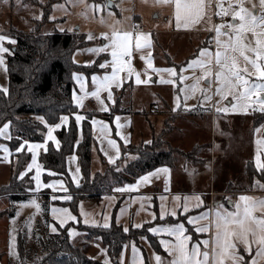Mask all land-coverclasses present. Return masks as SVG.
<instances>
[{
  "label": "rangeland",
  "instance_id": "rangeland-1",
  "mask_svg": "<svg viewBox=\"0 0 264 264\" xmlns=\"http://www.w3.org/2000/svg\"><path fill=\"white\" fill-rule=\"evenodd\" d=\"M48 1L38 0V3H33L34 1L31 0H0V35L12 39L10 36L11 28H18L27 32L36 31L34 20L41 18L43 6ZM109 2L113 3L112 8L108 7ZM230 5V14L224 15L221 12V8L229 9ZM241 6L246 9L247 13L258 18L264 15V4L261 3V0H207L205 18L198 26H194L198 31H194L191 34L157 35L158 49L154 46L152 34L144 33L146 28L143 18L141 16L137 18L132 16L133 6L131 0H102L100 3L97 0H94V2L89 0H66L60 3L59 6L55 5L52 22L46 24L42 30L43 32L52 33L78 30L79 35H82L84 34L82 31L86 32L82 30L85 28L88 39L97 42L95 45L96 49L110 44V40L104 37L110 38L114 32H131L134 36L141 33L147 35V44H144L142 40V47L136 49L133 41L134 49H130L131 54L121 56L122 58L129 56L133 58V62H123L122 65L116 63V71L123 76L124 81L128 85H124L119 93L118 91L116 92L117 103L109 107V112L116 105L119 110L128 111V113L132 111V114H135L133 117L134 134L143 133L145 135L149 131L148 127L145 128L147 124H150L153 129L154 137L151 138L149 134L150 140L147 143L138 144L134 142L129 145L128 155L133 160L137 159L138 155L136 153L141 149L154 148L155 141L158 146H161L160 150L162 151L177 148L180 151V154L176 155V161H180L177 163V171H180V164L193 165L192 162H195L194 166L199 167L195 170L210 173L208 177H203V182L199 186L204 191L211 189V195L214 192L219 194L217 198L232 199L235 193H244L255 189L257 182L264 188L263 172L255 169L253 161L255 130L260 126L264 128V122L257 125L258 121L263 120L264 111H260L261 106L256 101L255 96L250 100L241 97L242 87H224L219 94L216 91L220 84L215 77L216 73L221 70L215 59V53L218 50L216 27L225 25V27L221 28V33H229L231 41L234 43L236 34L233 29L226 27V25L232 23L239 25V19L237 18L234 21L231 12L238 11ZM218 12H220L219 15H217ZM119 13H122L121 16H118ZM62 16L65 17V20L56 19ZM149 19L156 24L164 22L166 16L164 13L160 15L159 12H155L150 13ZM200 30H207V32L198 33ZM259 30L258 28L257 31ZM87 35L86 37H81L78 43L89 42ZM229 38V35L223 34L219 37L222 44L228 42ZM241 40L243 43L255 46V40L251 32L243 33ZM7 44L9 46L14 45L7 40L3 41V47L7 48ZM200 50H207L210 55L200 57ZM219 50L224 51L222 47ZM112 51V47L109 46L102 53L108 54L112 59ZM9 52L10 50L0 53V56L4 59L5 66V55L9 54ZM149 54L151 68L146 62ZM246 54L254 56L251 52ZM229 55H234L237 58L239 67L243 68L246 66L239 52L233 53L229 50ZM194 59L204 61L205 66L203 68L190 66V62ZM167 60H170V64H168ZM171 63H175V65ZM83 66L85 67V65ZM247 66L251 69L250 65ZM169 68L173 69L174 73L153 71V69ZM137 74H139L140 83H137ZM250 79L255 81L256 78L253 76ZM162 80L172 82L161 83ZM0 89H8V75L5 67H0ZM120 94L122 97L119 100ZM260 95L264 96V93ZM159 96H163L164 99L156 98L148 107H144L152 99ZM233 105H236L235 110H233ZM224 109L228 110L224 111ZM93 110L97 111L91 101L79 109V112L75 114V119L77 115L85 119L86 114ZM200 111H202L201 114H199ZM136 113H140V115L136 116ZM99 116L94 115L92 117L91 126L94 118L102 119ZM42 122L44 121L42 120ZM8 125L7 133L0 136V145L8 149V154L0 150V223L7 220L13 213L12 203L7 201L8 195L1 194L3 190L1 187L13 185L19 188H26L28 184L26 176L29 175L31 179L34 177V173L27 170L32 156L31 151L26 146L28 141H23L15 149H12L10 142L12 141L11 143L16 145L14 143L16 139L12 135L10 124ZM77 125L80 126L78 123ZM68 126L69 124L66 127ZM0 128H3V126ZM91 129L94 136L93 127ZM163 132L168 133L162 136ZM80 136H82L81 131H79L78 141H82V139H79ZM159 137L163 141L162 144L159 141ZM46 139H48L47 131L42 142ZM50 144L55 149L60 148V142L58 147L52 142L48 144V147ZM18 148L20 151H17ZM24 152L31 155L30 160L25 164L22 171H18V166L24 161V156H20V154ZM40 156V163L43 164ZM73 160L74 162L71 166L74 165L76 170L79 168L82 176L79 159L76 160L74 158ZM108 165L111 164L105 160L97 142V147L92 153V176L98 173L102 175L106 173L105 170ZM44 169L51 174L45 173L47 176L54 177V171L46 169L45 166ZM21 173H24L23 177H21ZM209 185L210 188L208 187ZM68 193L72 195L70 191ZM32 201H35V205H39V208L32 204ZM67 207L70 208L69 206ZM41 208L42 204H40V201H36L33 196L30 200L19 202V204L16 203V217L10 220V227L6 228V225H4L2 228L0 226V254H3L2 256L0 255V264H37L47 254L45 246L50 235L44 229L45 224L42 223ZM11 225L16 230L11 228ZM78 227L80 226H75L76 229ZM8 231L10 234L6 237L5 233ZM13 232H17L14 237H12ZM81 240L77 238L71 241L76 244ZM92 243L93 241H91V247L88 249V255L100 259V257L96 256L100 249H97ZM10 244L13 245L11 251L15 254H10ZM243 254L244 258L248 259L249 256L245 253ZM228 264H233V261L228 259Z\"/></svg>",
  "mask_w": 264,
  "mask_h": 264
},
{
  "label": "crops",
  "instance_id": "crops-1",
  "mask_svg": "<svg viewBox=\"0 0 264 264\" xmlns=\"http://www.w3.org/2000/svg\"><path fill=\"white\" fill-rule=\"evenodd\" d=\"M64 1L66 0H62L55 5L59 6L60 3ZM206 1L207 0H202L203 6L202 9L199 10L198 19L196 18L197 9H193L189 13L182 11L181 24L179 27L177 26L176 20L175 0H170V2H162V0H131V4L133 6L132 16L134 18L139 16L143 18L146 28L144 29V33L152 34L154 37V46L158 49L157 35H172L179 33L191 34L194 31H198L194 26H198L205 18ZM55 5L51 13V20H53L52 14L55 11ZM155 12H159L160 15L164 13L166 20L156 24L152 22V20L149 19L150 13ZM121 14L119 13L118 16H121ZM64 18L65 17L62 16L57 17L56 19L62 21L65 20ZM82 30L87 32L85 28ZM86 32L82 31V33L87 35ZM206 32L207 30H200L198 33L203 34ZM88 41L90 42L89 45L77 50L74 54V58L75 61L81 65L92 66L96 64V69L94 74L90 76L84 73H75L73 75L77 88L74 91L73 100L79 109L92 101L97 111L104 114L109 112L110 105H114L116 103V92L118 91L119 93L123 86L128 83L124 81L123 76L116 71V64L113 63V58L111 59L108 54L102 53V51H91V49H96L95 45L97 42L89 39ZM131 49H134V46ZM121 56L119 62H117L120 63V65H122L123 62H133V58L125 60L126 56L123 58ZM167 62L170 64V60H167ZM171 64L175 65V63ZM101 65H104V67H101ZM114 68L116 78L114 80L105 81L104 77H111L113 75ZM77 77H79V79H77ZM93 77H96L95 82L93 81ZM81 85H83V88ZM93 93H97V95H93ZM109 93H111L110 98ZM156 98L164 99L163 96L155 97L144 107H148L155 101ZM201 112L202 111H200L199 114H201ZM138 115H140V113H136V116ZM134 116L135 114H132V111H130L129 113H119L115 115L111 122L100 118H94L92 120L94 136L98 142L99 150L109 164L118 165L117 171L123 170L128 163L133 161V158H130L129 155L123 156L122 147L127 148L134 142L138 144L147 143L150 140V137H154V132L150 124H147L145 127H148L147 129L150 131H147L145 135L143 133H133ZM62 117H67V121L62 122L61 119L58 123L60 127H55L57 124L49 126V128L53 129L52 136L55 137V140L46 139L44 142L40 143H26L28 149L29 146L33 144L42 145V147L34 150L36 164L31 168L28 167L27 170L29 172H33L35 177L37 174L36 165H38L40 169V185L39 188H37V183L34 180V186L36 185V187L30 191L31 197L33 196L36 201H40V204L43 202V198L41 196L43 193L47 194L48 198H50L49 220L47 223L43 218V207L41 208L42 223L45 224L44 229L49 233V235L59 232L60 228H64L70 224L73 226L70 230L75 233L74 235H71L72 240H76L77 238L78 240L84 239L85 237V234L75 228V226L79 224L103 228H109L112 224H116L121 226L123 229L127 228V231L131 228H145L146 235L140 236L137 240H132L124 245L116 264H157L155 259L156 256L161 257V264H171V261L176 257L177 253L173 251L172 254H169V252L166 251L165 247L161 244V240L169 241L171 246V244H175L176 242L175 236L169 235L167 231L154 233L150 231V229H171L176 225L182 224L185 229L184 235L190 237V240L187 241L188 249L191 250L193 245L199 244L200 252H209V260L211 262V254L214 246L213 240L216 233L214 222L216 221L217 212L235 213L239 211L242 215L245 202L241 201L240 197L246 196L250 198L248 201L249 204L256 203L257 205L252 211V215L264 218V206L259 204L260 201H264V188L259 185V182H257L256 188L252 191L235 193L232 199H220L217 198L219 194L215 192L212 193L213 195L210 194L211 189L204 191L203 188L199 186V184L203 182V177H208L210 173L195 170L199 167L190 164V166L180 164V171H177V163L180 161H176L174 167H157L139 176L131 183L126 182L116 184L112 182L105 190L103 189L104 192L100 198L81 199L77 204L76 211L74 212L71 208H68L65 205V203L69 202L72 198V195L68 193L69 191L66 183L61 178H53L52 180L45 182V173H48V175L51 174L44 169L43 164H41L39 160L40 154L42 152H46L50 142H52L56 147L59 146V140L56 132L62 127H66L69 124L70 119L68 116ZM83 120L84 118L78 124L81 125ZM93 121H96V123H93ZM79 139H82V136H80ZM109 141H112L113 143L110 144ZM258 142H264V128L261 126L256 128L253 140L254 166L257 171H261L264 169L258 168L256 158L259 155L261 163H264V143ZM31 153L33 156L32 151ZM32 156L30 165L32 164ZM73 158H76V160L78 159L76 154L71 155L67 160V169L75 186H79L82 181V176L80 170L77 171L74 168V165L71 166L74 162ZM164 168L168 169L167 173L159 172L156 175L149 176L148 181L140 180L141 177L146 176L149 173H155L157 169ZM48 185H54V187H48ZM208 187L210 188V185ZM64 197H70V199H64ZM176 197H179V200H177ZM197 197H199V200H197ZM30 198L28 200H30ZM7 201H9V199H7ZM185 202H187V211L184 210ZM237 204H240L239 210L236 208ZM12 208L14 216H9L7 220L2 221L0 223L2 228L4 225H6V228L10 227V220L16 217V204L12 205ZM53 209H67V212L57 211L53 213ZM173 212H175V215L172 214ZM202 216H206L207 218L189 223L190 217L194 218ZM61 220L64 222L63 226H61ZM105 224H107L108 227H104ZM135 225H140V227H135ZM204 225L209 226L208 231H196L197 227ZM245 226L254 227V225H250L249 222H246ZM52 227L56 228L55 232L51 230ZM11 228L15 227H12L11 225ZM230 230L239 231V227L237 225H230ZM15 233L17 232H13L12 237L16 236ZM9 234V231L5 233L6 237L9 236ZM204 240L209 241L207 248H205L203 243H201ZM233 243L236 245L235 253L238 256L243 257L241 264H245V258L244 255L241 254V251L250 258L247 264H253V261L255 264H264V255H257L259 245L252 243L250 245L251 250L246 251L244 243L240 240L233 239ZM93 245L96 246L97 249H100V252L96 255L97 257H100V259L106 264H114L111 261L106 249L100 243L96 242ZM156 246L160 249L158 250ZM133 247L136 249L135 252L133 251ZM0 255L2 256L3 254ZM198 258L202 259V257ZM224 264H228V259H225Z\"/></svg>",
  "mask_w": 264,
  "mask_h": 264
},
{
  "label": "trees",
  "instance_id": "trees-1",
  "mask_svg": "<svg viewBox=\"0 0 264 264\" xmlns=\"http://www.w3.org/2000/svg\"><path fill=\"white\" fill-rule=\"evenodd\" d=\"M31 1L38 3V0ZM61 1L49 0L44 4L41 18L34 20L36 31L27 32L11 28L10 36L16 43L13 46L7 44V48L10 50L9 54L5 55L8 89L7 92L0 89V127L10 124L12 135L16 139L14 141L16 145L11 141L10 146L15 149L23 141L42 142L48 126L57 124L62 116L70 117L69 126L62 127L56 132L60 148L55 149L50 144L48 151L41 154L40 159L46 169L54 171L55 178H61L66 183L72 194V200L66 202L65 205L75 212L81 199L100 198L106 187L112 182L116 184L131 183L139 176L157 167H174L176 155L180 154V151L177 148L162 151L160 150L161 146H158L155 141L154 148L139 150L136 153L137 159L128 163L123 170L117 171V164L108 165L106 173L92 176V153L97 147V142L91 131V119L94 115L99 116L100 113L96 110L88 112L82 124L78 126L75 114L79 112V109L73 103V93L76 90L73 75L82 72L92 75L96 69V64L84 67L74 61L75 52L88 46L89 42L78 43L81 37H86L85 34L79 35L78 30L53 33L42 30L46 24L52 22L50 17L53 7ZM89 1L94 2V0ZM97 1L100 2V0ZM121 97L120 94L118 99L120 100ZM119 113H128V111L119 110L115 105L110 112L100 116L111 122ZM263 122L264 118L262 121H258L257 125ZM79 131L82 132V141H78ZM168 132H163L162 136ZM159 141L162 144L163 141L160 137ZM128 149V147H122L123 156L129 154ZM73 153L78 155L82 171V181L79 186L72 183L67 170L68 156ZM22 155L24 161L18 166V171H22L31 156L25 152L20 154V156ZM192 163L194 166L195 162ZM259 172H263L264 175V170ZM54 177L45 174L44 180L48 182ZM26 180L28 182L26 188L5 185L1 187L3 188L1 194L8 195L12 205L28 200L31 197L29 192L34 186L33 179L29 175L26 176ZM41 196L43 198V218L47 223L50 198L44 193ZM13 215L14 211L11 213V216ZM78 226H80L78 230L85 234L84 239L74 244L69 235V230L73 226L70 224L60 228L59 232L49 236L45 246L47 254L37 264H106L102 260L88 255L91 241L100 243L106 249L111 261L116 264L125 244L146 235L145 228H131L129 231H124L121 226L116 224H112L109 228L81 224ZM156 247L158 250L160 249L158 246ZM243 253L241 251V254ZM248 259H245V264L248 263Z\"/></svg>",
  "mask_w": 264,
  "mask_h": 264
},
{
  "label": "snow or ice",
  "instance_id": "snow-or-ice-1",
  "mask_svg": "<svg viewBox=\"0 0 264 264\" xmlns=\"http://www.w3.org/2000/svg\"><path fill=\"white\" fill-rule=\"evenodd\" d=\"M162 2H170V0H162ZM261 3L264 4V0H261ZM202 0H175V7H176V20H177V26H180L181 21V13L182 11L185 13L191 12L193 9H197V19L199 18V10L202 9ZM219 7V5H218ZM230 8L229 9H223L221 8V12H223L224 15L230 14ZM220 12L217 13L219 15ZM231 15L233 16V20L239 19L240 23L239 25L232 23L226 25V27L231 28L234 30L236 34L235 42L233 43L231 41V36L229 33H221V28L225 27V25H220L216 27V34H217V52L215 53V59L216 63L220 66V71L216 73V81L220 84L219 87H217L216 91L219 94L223 91L224 87L228 88H235V87H242L243 91L241 92V97L246 100H250L253 96L256 97V101L260 104V111H264V96L260 95L261 93H264V15L261 17H256L255 15L247 13L246 9H244L242 6L239 8L238 11L231 12ZM260 29L257 31V29ZM245 32H251L252 36L255 40V46H251L248 43H243L241 40V36ZM229 35V41L222 44L219 37L220 35ZM91 38V37H89ZM105 39L110 40V44L105 45L104 47L100 49H91V51H104L109 46L112 47V56H113V63L116 64L119 62L121 55H130V49L133 47V41L134 46L136 49H140L142 47L141 41H144V44H147L148 38L145 34H136L135 36L131 32H114L112 36L109 38L107 36L104 37ZM7 40L9 43L15 44L16 41L12 40L6 36L0 35V53L8 52L9 49L3 47V41ZM223 48L224 51H220V48ZM229 50L231 52H239L240 56L243 57V60L245 61V67L241 68L237 65V58L234 55H229ZM251 52L254 54V56H249L246 53ZM200 57H204L206 55H210L207 50H200L199 53ZM146 62L148 63V66L151 68V59L150 54L149 57L146 58ZM247 65L251 66V69ZM190 66H199L203 68L205 66L204 61L200 59H194L190 62ZM0 67H5L4 65V59L2 56H0ZM101 67H104V65H101ZM153 71L156 72H168V73H174V70L169 69H153ZM255 77V81L251 80V77ZM116 78V72L115 68L113 71V75L111 77H104L105 81L108 80H114ZM79 79V77H77ZM96 77H93V81L95 82ZM141 80L139 78V74H137V83H140ZM172 81H164L162 80L161 83H171ZM83 88V85H81ZM4 92H7V89H3ZM93 95H97V93H93ZM111 97V93H109V98ZM236 109V105H233V110ZM219 110V109H218ZM228 109H224V111H227ZM62 122L67 121V117H62ZM83 119L82 116L77 115L76 121L79 123ZM118 119V118H117ZM93 123H96V121H93ZM55 127H60L59 124H57ZM119 127V125H118ZM9 128L8 124H5L3 128H0V136L5 135L6 130ZM52 128H49L48 130V139L49 140H55V137L52 136ZM119 134V133H117ZM11 138V137H9ZM110 144H112V141H109ZM258 143H264V142H258ZM23 147V145H21ZM42 147V145L39 144H33L29 146V151L33 152L32 156V164L29 165V168H31L33 165L36 164V156L34 153L35 149H38ZM0 150H3L6 154H8V149L5 148L3 145H0ZM17 151H20L18 148ZM74 159V158H73ZM111 162V160H110ZM256 163L258 168L264 169V163H261L260 156L258 155L256 158ZM37 174L33 179L37 183V188H39L40 185V169L39 166L36 165ZM79 171V169H77ZM159 172L167 173L168 169H157L155 173H149L146 176H143L140 178L141 181H148L149 176L156 175ZM24 173H21V177H23ZM59 183V182H57ZM48 187H54V185H48ZM64 199H70V197H64ZM177 200H179V197H176ZM249 197L241 196L240 200L244 201V208H243V214L239 211L235 213H216V221L214 222V227L216 228L215 238L213 240V251L211 254V262L209 260V252L204 251L200 252L199 250V244L193 245L191 250L187 247V241L190 240V237L185 236L184 232V226L182 224L176 225L175 227L171 229H150V231L156 233L159 231H167L169 235H173L176 238L175 244H171L169 241L161 240V244L165 247V250L169 252V254H172L173 251L177 253L176 257L171 261V264H224L225 259H231L233 261V264H241L243 257L238 256L235 253V243H233V239L240 240L245 245V250L250 251V245L252 243H255L259 245L257 250V255H264V218L256 217L252 215V211L257 206L256 203L249 204ZM197 200H199V197H197ZM35 205V201L31 202ZM259 204L261 206H264V201H260ZM37 208H39V205H35ZM236 208L239 210L240 204L236 205ZM184 210L187 211V202H185ZM53 213L57 211L61 212H67V209H53ZM175 215V212L172 213ZM206 216L202 217H190L189 223H193L196 220L199 219H205ZM74 219V218H73ZM249 222L252 226H245V223ZM63 220H61V226H63ZM230 225H237L239 227V231L230 230ZM104 227H108L107 224L104 225ZM135 227H140V225H135ZM53 232L56 231L55 227H52L51 229ZM127 231V228L124 229ZM209 230L208 225L197 227V232H206ZM71 230H69V235H74ZM201 243L207 248L209 241L204 240ZM14 244V241H13ZM13 247L12 244H10V254H15L11 251V248ZM133 251L135 252L136 249L133 247ZM198 257H202V259H199ZM157 264H161V257L156 256L155 257ZM253 264L255 262L253 261Z\"/></svg>",
  "mask_w": 264,
  "mask_h": 264
},
{
  "label": "water",
  "instance_id": "water-1",
  "mask_svg": "<svg viewBox=\"0 0 264 264\" xmlns=\"http://www.w3.org/2000/svg\"><path fill=\"white\" fill-rule=\"evenodd\" d=\"M108 7H109V8H112V7H113V3H112V2H109V3H108Z\"/></svg>",
  "mask_w": 264,
  "mask_h": 264
},
{
  "label": "built area",
  "instance_id": "built-area-1",
  "mask_svg": "<svg viewBox=\"0 0 264 264\" xmlns=\"http://www.w3.org/2000/svg\"><path fill=\"white\" fill-rule=\"evenodd\" d=\"M218 4H216V6H217ZM130 59V57L129 56H126V58H125V60H129Z\"/></svg>",
  "mask_w": 264,
  "mask_h": 264
}]
</instances>
